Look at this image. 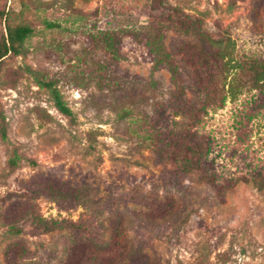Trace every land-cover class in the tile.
I'll use <instances>...</instances> for the list:
<instances>
[{"label":"rangeland","instance_id":"obj_1","mask_svg":"<svg viewBox=\"0 0 264 264\" xmlns=\"http://www.w3.org/2000/svg\"><path fill=\"white\" fill-rule=\"evenodd\" d=\"M73 10L86 17L75 21ZM174 11L212 38L230 39L244 65L246 87L198 127L210 142L203 165L210 182L200 172L180 173L160 147L131 133L132 119L150 115L155 122L142 127L164 133L171 107L184 100L167 68L151 76L143 29L159 26L169 53L199 49L201 42L172 28ZM1 14L34 29L23 53L0 63V108L8 140L37 165L9 170L0 140V264H264V190L256 185L264 184V90L248 83L249 67L264 59V0H0V39ZM44 19L63 29H47ZM106 32L117 36L122 60L101 49ZM26 68L57 80L75 125ZM88 138L93 156L85 154ZM55 184L84 188L90 199L61 210L42 195ZM32 210L46 219L93 220L96 235L31 236ZM10 225L25 231L14 234Z\"/></svg>","mask_w":264,"mask_h":264},{"label":"trees","instance_id":"obj_2","mask_svg":"<svg viewBox=\"0 0 264 264\" xmlns=\"http://www.w3.org/2000/svg\"><path fill=\"white\" fill-rule=\"evenodd\" d=\"M70 3V1H68ZM75 21H81L86 16L73 10ZM171 18L172 28L182 34L192 36L194 40L201 42L197 50L182 49L176 54L167 52L164 46L165 35L160 27L149 25L147 30V45L153 56V66L151 76L160 67L168 69L171 75V82L175 86V92L181 99L184 98L180 106L171 107L170 123L164 133H158L153 128L142 127L145 123L142 120L155 119L150 116H140L132 119L131 133L136 135L152 149L162 152L172 158L180 173H203L204 179L210 182L205 170L204 163L210 154V142L198 132V127L211 110L222 108L228 98L234 99L244 87L240 73L244 71V65L234 58L232 42L228 38H212L204 33L200 28L198 20L174 11ZM5 19V34L0 39V63L8 55L19 56L23 53L24 43L34 35V29L25 23L11 24L7 14H1ZM47 29L62 30L61 24L43 20ZM116 37L114 33H104L101 49L110 55L111 59L119 61L123 59L116 47ZM26 73L33 80L35 85L43 90L54 108L65 118L71 126L76 124V118L72 110L64 101L58 88L56 79L46 77L42 72L26 68ZM252 74L249 87L250 90H264V59L249 67ZM185 90H188L193 99H187ZM159 118V117H158ZM157 118V119H158ZM178 118V119H177ZM161 138V139H159ZM162 139H164L162 141ZM0 140L7 145V167L13 171L22 163L35 167L37 163L26 158L14 146L7 137V124L2 109L0 108ZM89 144L85 148V154L93 156L96 152L95 146L91 143L92 138H88ZM172 149L177 152H172ZM261 181V180H260ZM256 180L258 189L264 190V184ZM45 197L57 203L61 210H68L73 206L83 204L90 199L85 194L84 188H74L64 184L43 187ZM31 224L25 233L31 236L47 234L53 231L70 232L79 235H96L95 226L92 221L72 222L67 219H46L34 210L30 212ZM10 232L14 234L24 233V229L10 225Z\"/></svg>","mask_w":264,"mask_h":264}]
</instances>
